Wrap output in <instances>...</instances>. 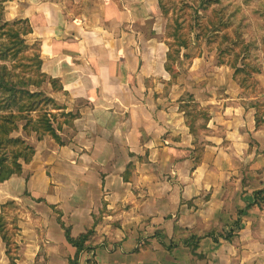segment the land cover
<instances>
[{"label":"crops","instance_id":"crops-1","mask_svg":"<svg viewBox=\"0 0 264 264\" xmlns=\"http://www.w3.org/2000/svg\"><path fill=\"white\" fill-rule=\"evenodd\" d=\"M14 1L8 14L30 20L42 71L63 87L50 94L79 113L62 142L29 136L33 160L2 182L20 205L16 264H264V124L233 77L216 95L200 71L192 131L158 0L66 13L58 0ZM61 220L74 236L94 230L80 253ZM2 253L12 264L3 242Z\"/></svg>","mask_w":264,"mask_h":264},{"label":"trees","instance_id":"trees-1","mask_svg":"<svg viewBox=\"0 0 264 264\" xmlns=\"http://www.w3.org/2000/svg\"><path fill=\"white\" fill-rule=\"evenodd\" d=\"M7 1L0 0V183L15 175H21L24 166L33 160L36 148L29 142V136L36 134L37 138H43L49 134L56 141L62 142L59 130L64 122L79 115V113L67 112L66 107L50 94L49 85L54 90L63 87L57 85L58 80L42 71L41 42L33 41L30 20L27 18L10 20L6 15ZM197 2L202 7L205 6L204 0H197ZM63 6V12H68L69 3H64ZM164 13H169L165 5ZM181 27V21L174 19V32L169 34L173 41L169 42L170 50L166 67L173 73L172 78L175 80L179 72L175 71L169 61L170 57L179 60L181 49L180 47L174 49V47L191 46L190 40L181 32ZM236 33L240 37L238 30ZM225 36H228V33H225ZM248 46L242 47L244 66L237 67L236 71L243 72L242 79L251 80V85L256 86L254 73L260 72L262 68L247 62ZM241 84L244 86L246 82L242 81ZM185 112L192 131L202 126L201 123H197L198 114H191L187 110ZM257 113H259L258 110ZM256 119L258 127L264 123L263 114L256 115ZM200 159L201 152H198L196 161L199 162ZM8 202V204L11 203V201ZM12 203L18 207L14 201ZM6 207L4 203L0 210V250L3 242L11 263L16 264L19 251L16 240L19 232L18 218L15 215L7 216ZM10 219L13 222H10ZM61 224L66 230L68 240L77 247V253L84 250L94 230L74 236L71 226L62 220Z\"/></svg>","mask_w":264,"mask_h":264},{"label":"rangeland","instance_id":"rangeland-1","mask_svg":"<svg viewBox=\"0 0 264 264\" xmlns=\"http://www.w3.org/2000/svg\"><path fill=\"white\" fill-rule=\"evenodd\" d=\"M58 1L69 4L81 1L84 3V7L81 10L84 8L88 11L98 7L95 6V3L99 2V0ZM131 1H133L132 5H137L135 3L138 0ZM158 2L163 14V19H161L164 24L166 23V29H164L165 32H162V35H166L167 37L166 41L169 50V42L173 41V38L169 37V34H173L174 32L173 25L176 18L182 23L181 32L191 42L190 47L175 46L174 49L177 47L181 49L180 59L174 60L170 57L169 61L174 66L175 71L179 72L177 78H180L184 88L183 99L186 100V103L192 97L196 100V96L200 97V93L197 92L200 88L196 86L203 84L204 81L202 80L206 76H209V74L202 75L200 71L209 68V72L213 71V74H210V76L212 83L216 86V95H220V92L225 91L224 83H226V79L233 77L241 88L242 97L248 99L250 101L249 104L256 106V115L263 114L264 116V0H204V7L197 0H158ZM144 3V0H140L138 4L144 5ZM17 4V1L9 2L8 0L6 2V15L10 20L17 19L12 14H8L11 11V13L15 14L14 10L18 9ZM10 5L12 6L10 7ZM164 5L169 10L168 14L164 13ZM70 12L77 15L82 11L74 8ZM164 30L161 26V31ZM236 30L240 32V37H238ZM225 33H228V36H225ZM245 45H249L247 48V62L262 68L260 72L256 71L254 73V78L257 81L256 86L251 85V80L242 79L243 72L236 71L237 67L244 66L242 47ZM191 66H194L196 69L190 70ZM224 67H228L231 72L228 75H224V77L223 74L217 75L216 70ZM167 71L171 74L170 82H174L175 79L172 78L173 73L168 69ZM242 81L246 82L244 86L241 84ZM197 102L199 103L201 100L198 99ZM191 105L192 103L186 104V110L191 114L196 113V111L192 110L194 108H191ZM257 110L259 113H257ZM199 117L200 113H198ZM3 186L0 183V210L2 204L5 203L7 205L6 215L11 217L13 215L16 216V211L20 208V205L15 201V198H5L3 196ZM8 201H11V203L8 204ZM9 221L13 222L12 219ZM2 256L1 243V259Z\"/></svg>","mask_w":264,"mask_h":264}]
</instances>
